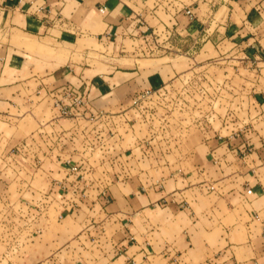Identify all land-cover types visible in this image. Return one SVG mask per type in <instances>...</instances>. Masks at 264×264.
I'll list each match as a JSON object with an SVG mask.
<instances>
[{
    "label": "crops",
    "instance_id": "crops-1",
    "mask_svg": "<svg viewBox=\"0 0 264 264\" xmlns=\"http://www.w3.org/2000/svg\"><path fill=\"white\" fill-rule=\"evenodd\" d=\"M0 3L6 6L0 28V120L18 125L31 117L36 127L16 148L31 146L35 163L48 165L46 178L67 186L63 195L77 203H55L63 212L56 231L48 229L54 225L47 220L42 234L36 229L40 223L20 229L33 230L27 242L18 231L12 242L1 234L3 258L13 256L18 264H264V0ZM102 6L105 13L99 12ZM170 34L176 35V48L187 45L186 53L199 41L197 55L214 49L218 56L196 65L207 69L212 83L223 85L233 101L230 114L239 118L214 135L204 136L198 123L184 127L180 121L168 140L159 129L156 136L148 132L127 142L134 113L140 112L131 107L135 92L165 85L171 79L167 67L150 77L135 66L88 74L94 71L87 62L89 44L106 41L126 57L154 56L166 51ZM21 35L35 42L26 46ZM57 53L66 60L56 62ZM67 87L79 90L86 104L71 108L63 96ZM189 99L198 113V103ZM74 161L80 177L71 171ZM12 195L10 184L0 191L4 206H11L5 200ZM74 242L84 251L69 262L62 247Z\"/></svg>",
    "mask_w": 264,
    "mask_h": 264
},
{
    "label": "rangeland",
    "instance_id": "rangeland-1",
    "mask_svg": "<svg viewBox=\"0 0 264 264\" xmlns=\"http://www.w3.org/2000/svg\"><path fill=\"white\" fill-rule=\"evenodd\" d=\"M3 7L6 6H3V4L0 3V28L4 21L2 20L1 14ZM31 11H33V9ZM21 37H24L22 38V41L25 42L26 46L35 42L34 39L29 36L21 35ZM175 37L176 35H172L167 38L166 41L168 44H165L167 45V48L165 49L166 51L157 52L154 56H135L134 54V57H126L123 54L118 55V49L113 47L111 43L107 46L104 45L106 41H104L103 45L97 44L96 41H92L91 44H89L93 49L89 52L87 62L92 68H94V71H91L88 74L112 70L113 68L111 66H120L121 70H127L126 68L135 66L145 72L144 74H147L146 76H149V73L151 74L154 71H158L164 66L167 67V76L168 79H171H169L165 85L161 84V86L156 88H143L140 89L141 91L135 92L137 93L134 94L133 100L135 102L132 101L131 107L135 105L140 112L138 113L135 111L134 113V115H136V120L133 121L134 125L129 127V129H133L134 133L129 132L126 139L127 142L135 139L133 138L135 135L136 137H142L143 135L148 137L150 133L151 135L156 136L159 134V129L163 130L161 132L162 138L167 139L171 136L170 128L174 127V125L178 124L180 121L185 122L184 127L185 125L190 127V124L198 123L199 126L205 128V130H203L205 134L204 136H206L207 132L209 135H214L218 134V132H222V127L229 125V123L236 122L238 120L237 118H239L236 115V118H234L230 114V101L231 103L233 101L225 96L226 94L222 90L223 85L219 82L212 83L210 78L208 79L205 76V71L207 69H203L201 66L198 67L196 65L198 62L208 61L206 60L207 57L218 56L214 49H212V47H206L202 53L197 55L196 52L201 47V41H199L191 47V50H189L188 53H186L185 49L187 45L183 46V48H176L174 46ZM209 49L212 50L211 53L206 52V50ZM50 52H53V50ZM57 54L58 60L56 62L66 60V54ZM217 62L222 61L218 60ZM168 67L170 69H168ZM120 68L118 67L117 69ZM175 69H177L178 72L175 71ZM212 76L217 77L218 81H221L222 79V74L218 75L216 71L212 73ZM147 90L153 92L159 90L156 93L158 95L160 94L159 98L156 97V99H151L154 95L150 97L142 96L143 92ZM179 93L182 94L180 97ZM121 95L123 94L121 93ZM189 98H193V102L198 103V113H194V108L197 104H191L192 101ZM190 106H192V108H190ZM233 110H236L234 106ZM39 116L41 118V113H39ZM250 120L252 119L248 117L245 122L248 123ZM163 125L166 127H163ZM35 127L36 124L32 121L30 116L26 117L21 122L19 121L18 125L14 122L9 124L5 122L3 123V121L0 120V191L2 192L3 189H6L7 185L10 184V191L13 194L11 199L7 198V200H5L6 202L4 201L5 203H11V206H4L3 202L0 201V224L3 225V227H0V235L5 233L7 236H10L9 238H13L14 233L17 231L21 233V228L26 229L31 225L32 227H36L37 223L42 224L41 227H36V229H40L37 234H42V231L45 229L44 227H46L45 224H47L44 222H47V220H51L50 223H53L54 225L48 229L50 231H52V229L56 231V229H58V219L63 218V212H59L60 210L55 203L60 202L61 204L63 202L62 200L69 198L63 195V184L57 183L56 185H52V181L49 178L47 179L44 175L48 165H43L41 167V164L35 163L34 160H37V156L33 149L30 148L31 146L26 147L27 149L24 146H19L20 149L15 146L21 138L29 134ZM177 128H179L178 125ZM149 129H152L153 131H149ZM200 129L202 130V128ZM154 137L151 139L153 140ZM35 139L33 140L40 142L38 137H35ZM36 149L37 148L34 147V150ZM15 152L21 154L22 158L21 156H19L20 159L17 158V156L14 155ZM94 159H99V155L96 154ZM78 164V161H74L72 168L78 166ZM107 168L109 169V166ZM80 169L81 168L78 167V171L75 173H78L79 177L81 176ZM100 170L99 166H97V171L99 172ZM81 171L86 170L82 169ZM33 173L36 174V178H34L32 182ZM99 174L104 176L103 171ZM103 180L106 181V177H104ZM83 181L84 183H87V179H84ZM73 182L75 183L76 181ZM19 192L23 193L20 194ZM70 199H72L71 201L68 199L70 204H77L74 197L71 198L70 196ZM66 208L67 207L65 206V209ZM65 212L70 214L75 213L74 211L68 210ZM69 220H71V218ZM21 222L24 223L23 227H21ZM25 222H27V224H25ZM30 222L32 224L29 225L28 223ZM72 230H75L72 231V233L76 234L77 229ZM32 232V229H27L26 232L20 234L19 238L23 239L22 241L25 242L26 236H29ZM62 248L64 249L62 252L64 257L65 255L71 256V258L68 259L69 262L78 259V254L84 251L77 246L76 242L70 244L67 249L64 248V246ZM12 249L13 247L11 250ZM5 252V245L0 244V264L17 263L16 258L13 256L8 255L7 258H3L4 256L2 254ZM73 256H75V258H73Z\"/></svg>",
    "mask_w": 264,
    "mask_h": 264
},
{
    "label": "built area",
    "instance_id": "built-area-1",
    "mask_svg": "<svg viewBox=\"0 0 264 264\" xmlns=\"http://www.w3.org/2000/svg\"><path fill=\"white\" fill-rule=\"evenodd\" d=\"M106 10H107V8L105 6H102L99 8L100 13H105ZM187 14L191 18L193 17V13L190 10H187ZM172 35L175 36L174 34H170L167 38L171 37ZM174 42H175V39H174ZM64 93L65 94L63 96L65 99L70 101L71 108H77L80 106H84L86 104V99H85L84 95L80 93L79 90H77L75 88L67 87L66 89H64ZM154 94H156V93L151 91V90H147V91L143 92L142 96L150 97ZM71 169L74 173H76V171H78V166H75ZM63 188H64L63 191H67L66 189H68L65 186Z\"/></svg>",
    "mask_w": 264,
    "mask_h": 264
}]
</instances>
